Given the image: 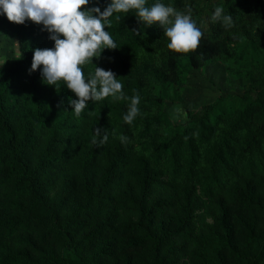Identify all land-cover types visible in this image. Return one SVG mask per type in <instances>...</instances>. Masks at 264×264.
Instances as JSON below:
<instances>
[{
  "label": "trees",
  "instance_id": "16d2710c",
  "mask_svg": "<svg viewBox=\"0 0 264 264\" xmlns=\"http://www.w3.org/2000/svg\"><path fill=\"white\" fill-rule=\"evenodd\" d=\"M4 20L26 34L41 35L43 48L54 47L42 24H18L0 15ZM109 30L116 40L119 28ZM140 41L130 30L118 49L105 48L95 64L135 65ZM225 42L191 50L190 64L230 58L227 47L234 40ZM31 63L15 58L0 68V264H98L112 251L117 256L108 264H119V258L123 264H220L216 244L246 264H264V170L229 175L224 189L215 193L208 186L226 166L224 155L231 156L230 140L245 118L254 114L264 122V87L216 134L211 156L194 171L197 175L177 180L163 177L156 165L160 153H176L185 144L183 151L192 153L195 137L184 131L152 144L150 151H133L112 129L129 134L122 105L111 103L113 115H107L90 100L88 110L77 116L68 103L77 98L72 90L45 83L39 69L29 71ZM166 64L179 68L171 57ZM132 82L123 81L128 96L138 93L141 102L161 104V97ZM211 110L196 120L201 137L215 130L207 124ZM164 122L156 113L141 112L132 124L142 125L143 134ZM97 126L108 131L103 146L93 142ZM76 184L79 194L69 195ZM232 223L243 242L233 238ZM131 246L140 248L134 256L126 251Z\"/></svg>",
  "mask_w": 264,
  "mask_h": 264
},
{
  "label": "rangeland",
  "instance_id": "374dc122",
  "mask_svg": "<svg viewBox=\"0 0 264 264\" xmlns=\"http://www.w3.org/2000/svg\"><path fill=\"white\" fill-rule=\"evenodd\" d=\"M105 7L108 0H99ZM154 3L155 0H148ZM179 9H183L186 3L192 5L194 18L204 31L200 45L227 44L225 39L231 38L234 43L230 48L231 57L224 59L214 57L203 63L191 65L190 53L176 52L167 48L168 37L164 35L162 26H146L145 38L141 39L135 65L124 63L116 69L112 64L104 68L112 69L118 79L133 81L141 86L148 95L161 97V104L148 105L140 102L142 113H156L159 119L165 121L162 125H156L154 131L142 134V125L128 124L127 135L131 142L128 143L133 151H150L152 144L164 142L174 135L186 131L193 138L192 153L182 149L173 153L165 150L160 153V159L156 165L162 169L163 177L170 179H185L186 175L197 174L206 158L211 156L210 144L223 126L226 127L235 113L252 102L256 97L257 90L263 86L264 79V0H164ZM216 5H223L225 11L233 16L232 26H226L221 21L213 22L210 17ZM117 16L120 19H117ZM111 25L119 28L120 35L116 39L119 42L130 30L141 25L135 13H120L112 19ZM110 25V27H111ZM108 29V26H105ZM20 27H15L7 20L0 21V68L5 66L10 59L19 58L32 61L33 49L43 48L44 38L39 34L25 33ZM32 38H35L33 41ZM199 45V46H200ZM169 57L176 61L179 68H168L166 65ZM96 57L92 62L95 64ZM85 73L93 72L95 66L89 61L84 66ZM262 97L264 98V88ZM95 107L103 109L107 115H113L109 108L112 103H119L127 110L130 103L128 99L113 100L106 97L97 101ZM183 108V119L176 116L175 109ZM212 109L209 113L207 124L215 130L201 137L197 133V118L206 109ZM24 116V115H23ZM26 116V115H25ZM116 137L121 136V129L117 126ZM190 133H189V132ZM231 143V156L224 155L226 166L221 167L220 175L215 180L208 181L212 192L224 189L229 175L258 174L264 170V122L258 120L254 114L245 118L243 128L233 134ZM248 175V174H247ZM200 187L204 185L198 184ZM79 184H76L69 195L79 194ZM232 236L236 242L244 241L242 232L232 223ZM215 254L220 264H246L244 259H238L229 249L216 244ZM138 246H131L126 250L130 255H135ZM117 256L106 254L99 259L98 264H108L111 257ZM185 259H181L183 261ZM260 263V262H259ZM258 263V264H259ZM119 264H123L119 258ZM131 264H135L132 262Z\"/></svg>",
  "mask_w": 264,
  "mask_h": 264
},
{
  "label": "clouds",
  "instance_id": "9594fccd",
  "mask_svg": "<svg viewBox=\"0 0 264 264\" xmlns=\"http://www.w3.org/2000/svg\"><path fill=\"white\" fill-rule=\"evenodd\" d=\"M89 4L93 6L88 7ZM129 11L143 22L140 28L131 30L136 37L145 38L143 29L146 26H162L164 35L169 38L167 48L176 52L187 53L197 49L204 35L189 3L179 9L164 0H155L154 3L148 0H108L102 10L99 0L95 3L93 0H0V15H6L9 21L24 24L31 20L42 24V31L50 33L54 47L34 48L29 71L39 69L45 83L58 89L66 86L72 90L77 98H70L68 103L77 116L88 110L90 100L102 101L110 96L113 100L130 101L123 120L132 123L141 114V96L138 93L128 96L123 81L112 69L106 70L92 62L93 57H101L105 48L120 47L109 30L111 18L114 14ZM210 19L229 27L234 23L233 16L225 11L223 5L214 7ZM89 61L95 66L94 73L86 74L83 66ZM183 111L181 107L175 109L181 120ZM93 135L97 146H103L108 140V131L100 126L95 127ZM120 140L124 144L131 142L130 137L123 134Z\"/></svg>",
  "mask_w": 264,
  "mask_h": 264
}]
</instances>
